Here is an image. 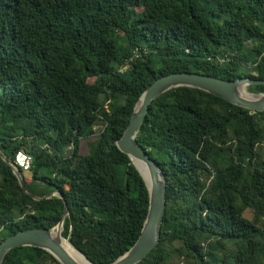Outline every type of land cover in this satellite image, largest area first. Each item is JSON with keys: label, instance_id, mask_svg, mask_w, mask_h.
I'll return each mask as SVG.
<instances>
[{"label": "trees", "instance_id": "obj_1", "mask_svg": "<svg viewBox=\"0 0 264 264\" xmlns=\"http://www.w3.org/2000/svg\"><path fill=\"white\" fill-rule=\"evenodd\" d=\"M180 72L264 80V0H0V152L32 157L18 169L31 194L63 195L32 199L0 158V242L54 227L66 202L61 235L75 249L93 264L124 254L148 192L115 142L141 93ZM136 142L167 181L159 243L138 264H264V111L175 88ZM2 264L59 263L20 247Z\"/></svg>", "mask_w": 264, "mask_h": 264}, {"label": "water", "instance_id": "obj_2", "mask_svg": "<svg viewBox=\"0 0 264 264\" xmlns=\"http://www.w3.org/2000/svg\"><path fill=\"white\" fill-rule=\"evenodd\" d=\"M252 85L264 86V80L238 78L233 81H226L197 73L180 72L158 77L141 93L134 104L128 124L121 136L116 140L115 145L120 152L130 159L142 177L148 192V208L136 242L110 264H138L159 243L160 228L166 204L165 193L167 181L159 165L150 159L146 151L136 142V136L143 125L153 101L167 91L186 87L211 94L231 105L249 110L252 113L263 112L264 92L260 94L248 92L246 90L247 87ZM0 158L11 168L22 191L32 199L37 201L58 196V191L48 193L41 198L34 196L25 188L18 168L14 164L9 163L1 152ZM133 160H138L146 165L147 178L142 176ZM58 197L63 199L62 194H59ZM66 215H68V208L66 202H64L62 219L54 227L49 229H26L7 236L0 242V264L3 263L4 257L10 250L20 247L39 248L50 254L59 264H93L70 244L84 259L83 263L76 262L60 245L62 223ZM54 228L58 229L55 236H53Z\"/></svg>", "mask_w": 264, "mask_h": 264}, {"label": "bare ground", "instance_id": "obj_3", "mask_svg": "<svg viewBox=\"0 0 264 264\" xmlns=\"http://www.w3.org/2000/svg\"><path fill=\"white\" fill-rule=\"evenodd\" d=\"M20 153V152H18ZM135 165L137 166L138 170L140 171V173L142 174V176H144V178H147V170H146V165L143 164L142 162L138 161V160H133ZM57 228H54L53 230V236H55L57 234ZM60 245L62 246V248L64 249V251L72 258L74 259L76 262L79 263H83L84 259L83 257L73 249V247L70 245V243L68 242V240L64 239L63 237L60 238Z\"/></svg>", "mask_w": 264, "mask_h": 264}, {"label": "built area", "instance_id": "obj_4", "mask_svg": "<svg viewBox=\"0 0 264 264\" xmlns=\"http://www.w3.org/2000/svg\"><path fill=\"white\" fill-rule=\"evenodd\" d=\"M136 57V55H135ZM217 60L222 63L225 59L224 58H217ZM133 61V57L130 58L125 62L124 65H122L119 69L118 72H123L125 71L128 67H130V63ZM32 163V157L24 152H20L16 155L15 161H14V166L18 169H21L23 171L28 170L30 168V165Z\"/></svg>", "mask_w": 264, "mask_h": 264}, {"label": "rangeland", "instance_id": "obj_5", "mask_svg": "<svg viewBox=\"0 0 264 264\" xmlns=\"http://www.w3.org/2000/svg\"><path fill=\"white\" fill-rule=\"evenodd\" d=\"M252 71H253V70H249V69H240L239 73L243 75V74L252 73ZM101 127H102L101 125H97V126L94 127V129H95V131L99 132V130H101ZM87 150H88L87 142H83V141H82V145H81V153H82V154H85V153H87ZM20 152H23V151H20ZM23 174H24L25 177L28 176V175H27V172H23ZM33 191H34L36 194L39 193V190H36L35 188L33 189ZM245 216L248 217V218H250V219L252 218L251 215L249 214V212H247V213L245 214Z\"/></svg>", "mask_w": 264, "mask_h": 264}, {"label": "clouds", "instance_id": "obj_6", "mask_svg": "<svg viewBox=\"0 0 264 264\" xmlns=\"http://www.w3.org/2000/svg\"><path fill=\"white\" fill-rule=\"evenodd\" d=\"M14 164V163H13Z\"/></svg>", "mask_w": 264, "mask_h": 264}]
</instances>
